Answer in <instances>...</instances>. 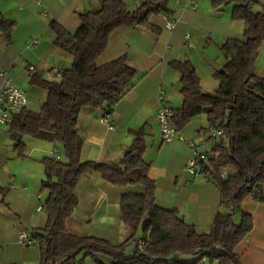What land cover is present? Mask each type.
I'll list each match as a JSON object with an SVG mask.
<instances>
[{"label": "trees", "instance_id": "trees-1", "mask_svg": "<svg viewBox=\"0 0 264 264\" xmlns=\"http://www.w3.org/2000/svg\"><path fill=\"white\" fill-rule=\"evenodd\" d=\"M215 9L231 6V19L244 22L240 39H226L219 47L224 63L212 76L217 89L204 91L189 61H174L179 74L181 104L172 109V122L182 131L193 117L205 114V129L220 128L209 136L210 150L203 172L219 191L218 210L209 232H200L175 209L155 203V182L148 176L142 155L146 148L145 128H139L118 162L82 160V138L76 131L83 107L112 111L134 86L137 70L120 56L101 65L96 59L105 50L109 35L116 29L158 28L150 17L166 11L165 0H142L129 9L123 0H99L95 9L78 13L80 25L67 30L55 20L49 22L54 44L72 56V65L57 80L39 79L47 96L39 110L23 108L14 115L9 133L13 146L23 153V137L53 143L59 158L44 156V177L40 191L45 193L44 226L33 236L39 249L37 264H80L89 256L95 264H240L234 247L253 226L251 214L241 208L242 199L253 194L264 202V76L256 71L264 45V3L259 0H211ZM260 5L259 9H254ZM12 21L2 20L0 31L8 39ZM97 172L118 186L138 183L141 192H125L119 201L120 218L130 231L118 244L67 230L65 221L77 205L75 186L82 178ZM224 174V175H223ZM237 216V220H235ZM138 235L135 237V235ZM145 248L128 247L134 239Z\"/></svg>", "mask_w": 264, "mask_h": 264}, {"label": "crops", "instance_id": "crops-1", "mask_svg": "<svg viewBox=\"0 0 264 264\" xmlns=\"http://www.w3.org/2000/svg\"><path fill=\"white\" fill-rule=\"evenodd\" d=\"M123 1L129 9H135L142 0ZM195 1L196 7L189 8L182 5L189 0H165L166 11L175 19L173 30L165 27L159 13L150 17L158 28L156 33L137 27L116 29L109 35L95 64L124 55L127 63L137 70V80L113 107L112 128L100 121L105 110L83 107L76 131L83 141L82 160L118 162L136 131L144 127L146 148L142 158L149 166L148 176L155 182V203L175 209L198 231L209 232L218 210L219 191L205 173L191 175L184 169L192 153L190 141L198 151L210 148L209 130L205 129L207 117L205 114L193 117L175 139L165 141L158 130L155 112L162 105L175 109L181 104L180 74L171 66L174 61H189L199 76L201 88L215 91L217 81L212 74L224 63L219 47L226 39H240L245 25L241 20L231 19V6L215 9L211 0ZM40 3L39 6L36 0H0V22L13 23L8 39L0 31V70L24 90L26 108L34 111L40 109L47 92L40 82H31V77L38 74L39 79L57 80L53 69L62 72L73 61L72 56L54 44L49 22L55 20L74 32L80 25L78 13L97 8L99 0H40ZM35 37L38 43L27 46L26 42ZM256 71L264 76V45ZM9 125H0V264H37L40 258L37 244H23L18 235L25 231L33 236L35 228L44 226L41 160L54 150L58 155L60 151L51 142L33 137L26 140L29 136H25L22 139L25 147L19 154L13 146ZM142 190L138 183L114 185L97 172L82 177L75 186L77 205L65 221L67 230L103 238L112 244L124 241L130 232L120 218V197L125 192ZM241 208L251 214L253 226L234 247L237 259L240 264H264V202L248 194L242 199Z\"/></svg>", "mask_w": 264, "mask_h": 264}, {"label": "built area", "instance_id": "built-area-1", "mask_svg": "<svg viewBox=\"0 0 264 264\" xmlns=\"http://www.w3.org/2000/svg\"><path fill=\"white\" fill-rule=\"evenodd\" d=\"M36 3L39 6L41 5L40 0H36ZM182 5L183 7L195 8L196 1L189 0V2H184ZM162 15L165 27L168 30H173L175 27V19L173 15L168 11H165L162 13ZM186 37H188V34H186ZM38 41L39 39L37 37L31 38L26 42V45L35 46ZM188 44L193 46L191 42ZM29 68L32 69L31 66ZM53 71L58 78L61 77V71H59L57 68H54ZM0 76L2 77V81L0 82V125H5L10 124L14 115L26 107L27 96L24 90L13 84L4 70H0ZM161 97L162 95L160 94V98ZM172 116L173 110L163 105L159 106L155 112V120L158 130L162 139L165 141L173 140L179 134V131L176 130L172 122ZM100 121L103 122L108 128H112V112H104V114L100 117ZM221 133L222 129L220 128H211L209 130V135L213 137H216ZM189 145L191 146L192 153L184 166L185 171L191 175H199L204 173L203 168L207 162L206 152L196 150L192 141L189 142ZM51 156L59 158L56 150L52 152ZM18 237L19 241L23 244L31 245L36 243L34 236L28 235L25 231H20ZM133 242L139 250H143L145 248L144 241L142 239L137 238L134 239Z\"/></svg>", "mask_w": 264, "mask_h": 264}, {"label": "rangeland", "instance_id": "rangeland-1", "mask_svg": "<svg viewBox=\"0 0 264 264\" xmlns=\"http://www.w3.org/2000/svg\"><path fill=\"white\" fill-rule=\"evenodd\" d=\"M259 2H260V4L261 3H264V0H259ZM259 6L260 5H256L255 7H254V9H259ZM130 7H133V6H130ZM131 9V8H130ZM222 55V54H221ZM23 87H25V86H23ZM26 88V87H25ZM26 140H33V138H31V137H27L26 138ZM199 148H201V149H204L205 147L204 146H199ZM206 149L209 151L210 150V148L208 147V146H206ZM59 151H60V149H59ZM53 152V151H52ZM52 152H51V154H52ZM45 194V193H44ZM45 196V195H44ZM238 218H237V216H236V218H235V220H237ZM130 232V231H129ZM134 247H135V245H134V243H132L129 247H128V249H127V253L128 254H131L132 253V251H133V249H134ZM109 262L107 261V260H105V263L104 264H108ZM80 264H95L91 259H90V257L89 256H86V257H83L82 258V260H81V262H80ZM200 264H208V261H203V262H201ZM212 264H216V262L214 261Z\"/></svg>", "mask_w": 264, "mask_h": 264}]
</instances>
